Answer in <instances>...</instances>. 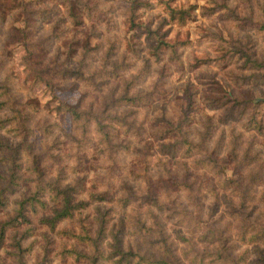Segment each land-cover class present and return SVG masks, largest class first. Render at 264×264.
Returning a JSON list of instances; mask_svg holds the SVG:
<instances>
[{
	"label": "rangeland",
	"instance_id": "obj_1",
	"mask_svg": "<svg viewBox=\"0 0 264 264\" xmlns=\"http://www.w3.org/2000/svg\"><path fill=\"white\" fill-rule=\"evenodd\" d=\"M130 1L77 0L75 5L81 17L77 22L83 23L73 25L62 0H0V85L9 86L19 102L33 99L41 103L33 124H48L49 130L54 122L61 125L45 135L35 127L31 137L42 164L50 167L45 177L64 185L76 176H65L67 167H63L62 173L57 170L63 163L74 162V139L81 134L73 131V120L67 111L74 104L118 116L126 113L127 120L142 123L139 134L130 126L131 149L147 136L144 126L157 117L181 121L193 141L203 139L208 149L214 151L220 174L214 177L209 173L211 183L217 184L224 176L234 182L264 186V119L262 133L245 130L252 115L264 116V79L254 76L256 70L246 61V55L264 56V0H142L133 19L150 28L151 33L128 28ZM167 5L187 9L184 23L170 19ZM27 26L33 40L29 46L36 54H27L23 39L13 35ZM159 34L175 43L174 53L167 48H162L157 56L149 53V44ZM70 40H77L76 46L87 41L89 46L97 47L88 51L82 63L77 62L79 53L66 61L63 51L65 44L71 51ZM128 42L137 49L129 50ZM27 64L46 65L45 81L29 75ZM60 66L79 72L65 78L51 73V68ZM122 93L144 98L136 105H124L130 100L112 99ZM4 98L0 96V100ZM7 113L9 110L1 109L0 117ZM3 152L11 154L9 150ZM139 155L135 149L122 156L116 153L121 157V168H89L87 183L111 184L118 176L135 186L125 168ZM4 164L0 163V170L6 174ZM26 166L27 161L23 168ZM189 173L184 169L176 171L180 178ZM27 182L32 185L34 178ZM6 185L7 179H0V191L9 199L19 197L20 190L25 189L22 186L10 191ZM13 207L12 203L0 205V218L13 214ZM88 209H92L91 205ZM45 231L49 233L47 238ZM60 249L54 232L40 225L26 264H82L71 256H61Z\"/></svg>",
	"mask_w": 264,
	"mask_h": 264
},
{
	"label": "trees",
	"instance_id": "obj_2",
	"mask_svg": "<svg viewBox=\"0 0 264 264\" xmlns=\"http://www.w3.org/2000/svg\"><path fill=\"white\" fill-rule=\"evenodd\" d=\"M76 2L62 0L73 25L83 23L77 22L81 17ZM141 2L130 1L128 28L151 33L150 28L140 26L141 23L133 19ZM167 7L170 19L184 23L187 9ZM30 33L27 26L13 35L18 40L23 39L27 54H36L29 46V42L33 45ZM154 40L149 44L151 55L157 56L162 48L175 52V43L161 34ZM69 42H73L71 51L67 44L63 51L66 61L79 53L77 62L82 63L88 51L97 47L89 46L87 41L78 46L77 40ZM128 44L129 50L137 49ZM41 46L45 52V47ZM249 56L246 55V61L256 70L254 76L263 80L264 70L259 69H264V56ZM27 65L29 75L45 81L46 65ZM78 72L68 66L51 68V73L64 78ZM225 95L229 97L230 93ZM0 96L5 97L0 100V110H9L0 117V131L5 135L0 133V163H5L7 172L0 170V179H7L5 187L10 191L25 187L19 197L12 199L0 191L1 206L14 204L13 214L0 218V251L3 253L0 264H26L40 225H45L60 240L61 256H71L82 264H264V186L242 184L224 176L217 184L211 183L209 173L214 177L220 174L216 170L218 162L214 151L208 149L203 139L193 141L181 121L157 117L144 126L147 136L134 148L140 155L133 157L131 165L125 168L126 176L135 186L118 176L111 184L96 181L88 184L89 168H121V157L116 153L122 156L134 150L131 149L130 126L139 134L142 123L127 120L126 113L118 116L91 107L68 106L73 131L81 134L74 139V162L57 168L62 173L63 167H67L65 176L68 173L76 176L61 185L56 179L45 177L50 167L42 164L41 154L31 139L35 127L45 135L60 128V124L54 122L52 130L48 124H33V116L41 110V103L33 99L17 101L9 86L0 85ZM143 98L139 94L122 93L112 99L115 102L130 100L123 102L124 105H136ZM262 102L264 104V98ZM263 119V115L258 118L252 115L245 130L250 128L262 133ZM81 122V130H78ZM11 136L15 140H10ZM8 150L11 154H4L3 151ZM188 158L193 161L189 162ZM25 161L27 166L23 168ZM178 169L191 172L180 178L176 174ZM32 177L34 182L30 185L27 181ZM43 234L46 238L49 236L47 231Z\"/></svg>",
	"mask_w": 264,
	"mask_h": 264
}]
</instances>
